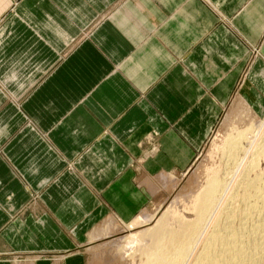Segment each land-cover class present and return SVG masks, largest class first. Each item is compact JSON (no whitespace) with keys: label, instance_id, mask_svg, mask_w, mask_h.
Listing matches in <instances>:
<instances>
[{"label":"crops","instance_id":"crops-1","mask_svg":"<svg viewBox=\"0 0 264 264\" xmlns=\"http://www.w3.org/2000/svg\"><path fill=\"white\" fill-rule=\"evenodd\" d=\"M234 95L264 114V0H0V264H79Z\"/></svg>","mask_w":264,"mask_h":264},{"label":"bare ground","instance_id":"bare-ground-1","mask_svg":"<svg viewBox=\"0 0 264 264\" xmlns=\"http://www.w3.org/2000/svg\"><path fill=\"white\" fill-rule=\"evenodd\" d=\"M243 105L256 116L247 102ZM251 120L225 137L231 167L224 174L211 173L184 208L171 205L151 225L115 242L127 254L133 245L132 262L264 264V119Z\"/></svg>","mask_w":264,"mask_h":264},{"label":"rangeland","instance_id":"rangeland-1","mask_svg":"<svg viewBox=\"0 0 264 264\" xmlns=\"http://www.w3.org/2000/svg\"><path fill=\"white\" fill-rule=\"evenodd\" d=\"M259 53L261 52L259 51ZM244 99L245 100H243L241 96L234 95V97L225 107L222 115L220 116L213 131L210 133V136L206 140L204 146L197 153L193 163L188 169L179 173H165L163 176L160 177L161 179H163V181L159 178L153 179V181L156 184L157 183L160 184L158 186L159 187L158 191L156 194L152 196L153 200L148 205V207L144 209L141 212V215H139L133 222H128L127 224H121L117 221H112L108 223L109 220L107 221L106 218L103 219L95 227L94 229L95 232H92L94 231L92 230L88 235V238L86 236L85 242H83L78 246V249L76 251H78L80 254L79 264L137 263V262L135 263L132 262L131 260L132 258L130 257L131 256L130 251L133 245L129 246L128 244V248L129 247L130 248L128 249V254H127V252L123 248V245L117 246L115 242L117 240H120V238L123 235H127L128 233L130 234L132 232L139 231L151 225L154 222V219L160 217L165 212L166 208L170 207L171 205H172L171 207L178 209H180V207L184 208L187 202L190 200L189 199L191 198L190 196L195 194V192L199 191L198 189L201 188L200 186L204 184L205 180H207V178L209 177V175H211V173L213 174L215 171H221V173L223 172L222 174H224V170H226L225 168H228L227 166L231 164L229 163L228 165L227 157L225 158L226 155L225 153L227 151V150L225 151L226 148L223 147L225 146L224 142L227 141L225 139L226 138L229 139V137L232 134L233 135L235 134L237 130H234V127L237 128L238 126L237 129H242L245 126H247V123L250 121V119H252L251 121H254L255 119L257 120L264 119V114L260 112L262 107H259L257 105L258 102L256 101L255 104L253 105L250 103V101L247 98ZM242 102L243 103L247 102V104L254 112L253 115L256 116L251 117L247 113V111H244L245 107L244 105L242 106L243 104ZM244 121L247 122L243 123ZM222 158L224 160H222ZM224 161L225 162L227 161L226 162L227 164H225ZM218 167L220 170L218 169ZM166 174L168 177H165ZM143 215L146 216L143 217ZM148 217L150 220L149 219L147 220ZM134 224L136 225L134 226ZM95 234H99L100 236H98V238L91 241L90 239L91 236ZM66 254L68 253L54 254L50 259H52V262L54 264H66L67 263V259H66L67 256H65ZM34 261L35 259L31 260V262L29 260H19V259L14 260L16 264H33Z\"/></svg>","mask_w":264,"mask_h":264}]
</instances>
